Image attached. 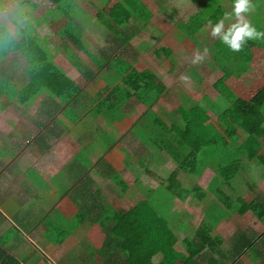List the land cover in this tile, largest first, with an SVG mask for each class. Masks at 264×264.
I'll list each match as a JSON object with an SVG mask.
<instances>
[{
  "label": "crops",
  "instance_id": "1",
  "mask_svg": "<svg viewBox=\"0 0 264 264\" xmlns=\"http://www.w3.org/2000/svg\"><path fill=\"white\" fill-rule=\"evenodd\" d=\"M140 1L148 8L151 16L145 28L130 24L123 28L124 33H121L119 39L111 36L102 26L96 32L92 27L85 28L87 41L92 43L91 39H95L99 45L96 47L92 44L96 51L108 60V66L115 68L100 72L86 57L88 61L84 60L85 65L96 73L93 80L100 77L104 82L101 89L105 86L104 77H117L115 71L121 66L128 67L130 72L152 73L166 87L159 103L152 109H149L143 98L127 96V104H123V108L107 110L97 117L95 122L99 129L115 134L103 152L102 142H99L96 134L90 130L82 131L62 114L57 115L58 101L53 100L48 91L35 95L31 99V106L19 107L13 97L15 91L11 93L9 86L19 88L24 85L26 80L23 69L26 61L17 54L9 56L3 63L4 70H0V84H5L4 90H0V264L125 263L127 260L119 248L114 245L111 248L104 246L105 235L100 225L91 224L88 218L79 216L82 206L94 205L90 194L95 196L96 204L103 205L105 201L108 208L118 211L120 208L113 204L115 200H121L108 183L104 188L97 185L98 178H105L94 167L89 170L84 166L88 164L85 153H89L93 163L104 156L106 162L128 182L126 177L132 176L135 179L133 170L144 165V158H154L158 152L156 150L153 153L152 139L139 136L142 130H150L154 119L160 116L155 110H162L161 113L165 115L163 118L171 127V124L178 121L174 114L178 116L180 113L179 117L182 118L197 108L198 111L202 110L203 99L211 100L208 101L210 109L207 111L211 115V106L219 105L216 99L223 96L215 89L219 82L226 81L221 89L239 97L253 96L262 87L255 89L252 84L257 83L259 78L260 81L264 80V40H249L240 52H233L219 38L211 36L209 21L214 26L225 12H232L234 0H172L171 5L167 0ZM106 4L105 1L104 6ZM252 4L255 10L246 18L257 30L264 31V0H252ZM232 22H235L234 18L225 21L226 28ZM4 28L12 37H16L7 27ZM39 36L43 49L51 59L76 82L81 84L83 79L87 84L74 66L61 55V47L53 43L51 46L48 41L53 40L43 38L41 33ZM142 39L143 44L135 48L134 43ZM66 44L70 46L68 40ZM205 48L208 49L207 57L202 63L194 65L191 62L194 53L199 51L203 54ZM251 50L256 51L260 63L252 59ZM81 55L84 56L82 52ZM81 55L79 57L82 59ZM141 65L146 68L139 70ZM8 70L12 71V78ZM165 75L171 76L173 83L195 84L187 93L184 88L175 92V105L172 103L170 109L169 104L165 103L171 94L168 86L170 82L166 81ZM182 75L190 79L182 81ZM9 80L13 85H9ZM86 91L94 98L107 95L101 90ZM181 99H185L183 105ZM87 104V112H92L96 104L90 100ZM142 109L147 112L135 117ZM118 112L121 114L120 120L114 122L113 114L115 117ZM130 116L134 117L133 123L129 122ZM101 117L102 120H99ZM133 129L138 134L134 135ZM167 168L166 171H169ZM211 169L206 166L202 170L195 184L199 190H210L213 187L215 191L219 177ZM88 178L93 183H87L84 187V181ZM129 187L130 192L133 190L130 183ZM105 194L112 196L107 199ZM142 200L135 203L137 205H130L127 210L140 205ZM210 201V205L215 202L213 197ZM186 209L187 214L190 212L189 216L193 217L195 227L206 225L208 209L203 207L198 212L190 204ZM231 221L232 218L224 219L214 233L225 239L222 229L229 226Z\"/></svg>",
  "mask_w": 264,
  "mask_h": 264
},
{
  "label": "trees",
  "instance_id": "2",
  "mask_svg": "<svg viewBox=\"0 0 264 264\" xmlns=\"http://www.w3.org/2000/svg\"><path fill=\"white\" fill-rule=\"evenodd\" d=\"M14 1L17 2L19 11L23 12L27 19L36 21V25L43 24L33 14L39 9L40 3L35 0ZM43 1L53 5L55 10L63 15L66 24L58 33H61L62 37L55 36L54 41L60 42L61 55L74 66L87 83L93 80L96 73L85 65L84 61L66 44V40L82 52L94 64L96 70L100 72L115 70L114 67L108 66V60L100 55L92 43L85 38L87 32L85 28L88 26L80 27L74 22V15L79 17L80 13L68 0ZM0 4H3L2 0H0ZM107 4L96 17L100 25L108 30L115 39H119L121 33H124L123 28L130 24H137L142 28L148 26L150 12L140 0H116L113 5L107 6ZM28 5H31L32 10L25 12L24 8H27ZM49 12L51 9L48 10ZM21 25L16 24L22 35L19 40L13 39L0 25V70L3 69V63L11 55L18 54L26 61V66L23 69L26 80L24 85L19 87V90L15 86H9L15 87L13 97L19 107L31 106V99L35 95L48 91L50 97L58 101L57 115L62 114L70 122L78 125L82 131L90 130L94 134L92 127L90 128L87 122L85 123L87 119L90 120L91 116H102L105 111L116 110L117 107L121 109L127 104V96L132 98L134 95L143 98L149 109H152L159 103L166 91V87L156 80L154 74H141L134 70L130 72L128 67L121 66L115 71L117 77H104L106 78L105 86L101 91L107 95L95 99L51 59V56L41 45L37 28L31 27L32 29L28 30V28L23 29ZM125 44L126 41H124ZM8 72L12 78V71L8 70ZM225 83L226 81L217 83L215 89L223 96L229 97L231 103L229 101L228 107L211 106L213 113L208 115L207 111L210 109L208 101L211 100L203 99L202 110L198 111L197 108L198 110L186 113L182 118L179 117L180 113L178 116L174 114V118H177L178 121L171 124V127L167 125L163 116H158L154 119V125L150 130H142V133L139 134L141 138L153 135L155 138L151 140L154 143L152 150L153 153L158 151L156 154L158 157L153 154L154 158L152 156L144 158V165L133 170L135 185H139L143 192V200L140 205L127 211H118L108 208L105 201L103 205L96 204L95 196L90 194L89 197L93 200L94 205L82 206L79 216L83 219L88 218L91 224L98 223L100 225L102 233L105 235L104 246L111 248L114 245L115 248H119L122 256L127 260L122 264H133L132 257L139 259L137 264H156L154 258H159L161 264H248L245 260L246 257L253 264H260V262L264 264V243H261L264 241V233L258 235L250 229L241 230L233 236L231 247L227 250L225 249L226 240L222 235L214 233L219 223L224 219L241 220L247 214H251L264 225V192L253 201L247 202L238 190L239 182L244 181L243 173L246 170L264 167V86L259 88L253 96L244 98L238 97L230 91L222 90ZM10 84L12 83L10 82ZM2 87L3 85L0 84V90L3 91ZM142 92L146 96L138 94ZM86 100L94 101L96 104L92 112H87ZM96 100H98L97 103ZM116 104L122 106H116ZM215 129H221V138H218ZM147 133L148 135H146ZM224 137L226 138L225 143L219 144L218 141ZM236 143L239 146L232 153L230 148L236 146ZM218 146H221V150L218 149ZM213 151L214 153H212ZM215 152H219L217 158ZM200 160H203L205 167L210 166L218 174L219 182L215 191L213 187L210 189L214 193L213 199L215 200L210 207L214 206L215 210L221 209L222 212L215 216L206 212L208 222L203 226L204 229L200 227L191 235L182 238L180 244L183 253L179 252V256L173 257L178 251L169 247L163 252L146 226L147 219L154 212L155 207L151 197L154 190H147L144 178L146 176L155 178L160 182L161 189L165 190L166 194H170L172 199H179L186 205L193 195L195 197L200 193L201 197H196L202 199L203 193L205 195L206 193L195 185L192 190L181 187L180 180L176 179L177 172L190 173L191 170H198ZM221 160L223 161L219 162ZM150 161L151 163L164 162V165L165 163L167 165V161H169L174 163L176 168L170 174L168 172L164 179L155 175V167L153 164L150 167ZM87 163L84 166H87L89 170L93 167L97 169L108 181L109 187L118 198H124L127 195L130 190L129 183L106 162L104 156H101L96 163L90 160ZM159 169L162 167L160 166ZM197 176L198 179L200 173ZM174 179L178 184H174ZM262 180H264V176L260 177L258 182ZM90 182L93 183V180L85 179L84 187ZM247 187L254 191L257 190L250 181Z\"/></svg>",
  "mask_w": 264,
  "mask_h": 264
},
{
  "label": "rangeland",
  "instance_id": "3",
  "mask_svg": "<svg viewBox=\"0 0 264 264\" xmlns=\"http://www.w3.org/2000/svg\"><path fill=\"white\" fill-rule=\"evenodd\" d=\"M35 1H37L41 5H40L39 9H37L33 14L36 15L38 17V19L43 23L42 25H36L37 24L36 21L31 20V19H27V17H25L23 15V12L19 11L18 6H17V2L14 0H2L3 4H0V5H4V6H0V25L7 27L11 34H15L16 37H13V39H15V40H19L20 37L22 36L20 33V30H18V27L16 26V24H22L21 27L23 29L28 28V30H31L32 29L31 27H33V29L37 28V31L39 33H41L43 38H46L47 40H50V39L53 40V42L48 41V42H50V44L53 43V44L59 46L60 42L58 40L54 41V39H55L54 37L55 36H58L59 38L62 37V34L61 33L58 34V33L63 28V26L66 24V21H65L63 15H61L59 11H56L54 6L49 4L48 2H45V1L42 2V0H35ZM68 1L80 13L79 17L74 15V22L77 23L80 27L90 26V27H92V30L96 32V30H99V29L101 30V25L98 22L96 16H97L98 12L104 7V2L106 1L110 5H113L116 0H68ZM167 2L170 5L172 4V0H167ZM109 4H107V6ZM50 9H51V12L48 13V10H50ZM24 10H25V12L32 10L31 5H28L27 8H24ZM49 14H50V16H49ZM22 16L24 17V19ZM102 40H103V37H102ZM91 41H92V44H94V46L99 47V45L96 44L98 42H95V39H93V40L91 39ZM143 42H144L143 39L135 42L134 43L135 48L138 49L141 46V44H143ZM99 43H100V41H99ZM53 44H51V46H53ZM70 47L74 50L75 54H77L78 56L81 55V52L77 48H75L73 45L70 44ZM250 53L253 54L252 59L258 61L259 56L257 57L256 51L251 50ZM84 56L81 55L82 60L83 61L86 60V62H87L88 60L86 59V56L85 57ZM144 62L146 63V61H144ZM258 63H260V60L258 61ZM263 64H264V60H263ZM144 68H146V67L142 66V65L138 67L139 70H142ZM168 75H165L164 77H165L166 81L170 82L168 84V86H170L171 94H170V96H168V98L165 99V103L169 104V109H170L172 103H174V105H175L176 97L173 96V95H175V92H177L178 90H181V89L183 90V88H184L185 93H187L191 90L190 88L194 87L195 84L193 82L173 83L174 81H171V79H173V78L171 76H168ZM258 81H257V83L252 84L254 86L253 88L258 89L259 86H264V80L260 81V78H259ZM81 84L82 85L84 84L83 85L84 88L95 92V91L101 90V88L104 85V82H102V79L100 77H96L93 80V82H90L87 84H85L84 80L82 79ZM229 85L230 84H226V86H229ZM4 86H5V84L3 85V88H4ZM14 88L15 87H9V90L11 91V93L14 90ZM17 89L19 90L18 87H17ZM138 94L140 96H142V95L146 96L143 92L138 93ZM95 99H97V98H95ZM216 100L218 101L219 106H222L225 108L229 106V101L231 103V100L229 99L228 96L227 97L221 96V97H218V99H216ZM184 101H185V99L184 100L181 99L180 103L183 105ZM161 111H162L161 109H158V111L155 110L154 112L160 116H165L161 113ZM142 112L145 113V112H147V110L142 109L141 111H139V113L135 117H140L142 115L141 114ZM263 112H264V107H263ZM120 115H121L120 112H118V114H116L115 117L113 114V118H115L114 122L116 119H119ZM32 116H33V114H32ZM130 118H131V121H129V122L133 123L132 120H134V117L130 116ZM89 119L90 120L87 119L85 121V123L87 122V125L89 127L91 125H93L92 127H94V129H92V130H95L94 134H96V136L98 137L99 142H102L101 151L103 152L106 149L107 142H109L111 139H113L115 134H113V133L109 134L108 133L109 131H107L106 129H99L97 122H95L97 119L96 115L91 116ZM99 120H102V117ZM122 123H124V120L122 121ZM141 128H144V127H141ZM215 130H217V129H215ZM132 132L134 135L138 133L137 130H135V129H133ZM146 135H148V133ZM217 136H218V138L222 137L221 129L217 130ZM143 137H145V136H143ZM147 138L153 139L155 137L152 135V136H149ZM147 138H145V139H147ZM225 139L226 138L224 137V139H221V141H218V143L222 145L223 143H225ZM99 146H100V143H99ZM107 146H108V144H107ZM237 146H239V145H237V143H236V146H233V148H230V151L232 153H234V149ZM218 149L221 150V146H218ZM87 150H88V148H87ZM263 152H264V150H263ZM212 153H214V151ZM85 154H86L85 159L87 161L91 160L89 153H85ZM218 154H219V152L216 153V158H217ZM122 156L124 157V154H122ZM155 156L158 157L156 154H155ZM210 157H212V155H210ZM223 160H225V159H223ZM223 160H221L219 162H222ZM152 164L155 167L154 168L155 175H158V177H161L164 179L167 177L168 172L170 174L176 168L175 164L171 163V162H169L167 165L165 163V165H164V162L156 161V163H151V161H150L149 162L150 167ZM204 165L205 164L203 163V160H200L198 163V167H197L198 170H196V169L191 170L190 173H185L182 171L177 172L178 174H177L176 179L180 180L181 187H183L186 190H192L194 185L197 182L198 173L201 174L202 169L205 168ZM160 166L163 168L162 170L161 169L158 170V168H160ZM166 166L171 168V170L169 168H167L169 171H166ZM200 170H201V172H200ZM211 171L213 172L212 169H211ZM216 175H218V174L216 173ZM262 176H264V167L263 166L250 168V169L246 170V172L243 173V177H245V178H244V181L239 182L240 187L238 190L240 191V195L247 202L253 201L256 197L260 196V194L264 192V180L258 182V179ZM146 177L144 178V184L147 185V190L148 189H152V191L154 190L153 191L154 193L151 194V197H152V202H153L154 207H155L154 212L147 219L146 226L148 227L149 232L155 238V241L158 243V245H160L163 252H165L166 249H168L170 247V248H173V250H175L176 252L178 251L177 254H175L173 257L179 256L180 255L179 252L183 253V250H182V247L180 244V241L182 240V238H184L188 235H191L195 230L199 229L200 227L203 228V226L195 227L193 225L194 219L192 216L191 217L189 216L190 212H188V215H187L188 210L186 209V206L191 203L190 204L191 207L194 209H197L198 212L203 210L202 208L204 207L205 210L208 209V212L214 216L217 215L219 212H222V210L221 209L215 210L214 206L210 207V206H212V205H210L211 204L210 199L214 196V194H212L213 192L211 190H204L206 195L203 193L202 199L197 198V197H201L200 193L195 195V197L193 195L192 199H189V201L185 205L179 199H176V198L172 199L170 194H166L165 190L161 189L162 185L160 184V182L156 181L155 178H151L150 176H146ZM126 179L130 183L131 188L133 189L132 190L133 192L130 191L124 198H121V200H115V202H114L115 204H113L114 206L116 205L115 206L116 208H118V209L120 208V210H123V211L127 210L130 205L132 206V205H137L135 203H140V201L142 200V195H143V192H141L139 185H135V179L132 176L126 177ZM103 180L104 179H102V177L98 178L97 185H99V187H101V188H104L105 185H107L106 183H108V181H106V180L103 181ZM249 181H250V183H252L253 187L256 188L257 190L254 191V190L247 187ZM174 184H178L177 180L174 181ZM195 187H196V185H195ZM111 196H112L111 194H109V195L105 194L106 198L107 197L110 198ZM191 200H193V202H191ZM116 203H120V204H116ZM195 203H197V204H195ZM212 209H214V210H212ZM197 222H199V220ZM247 229L253 230L258 235H261L264 233V225L259 223L251 214H247L241 220L233 218L231 223H229V226H226L222 229V234L225 235V240H226L225 249L226 250L230 249L231 244H232L231 239H233L234 235H236L241 230L245 231ZM261 243H264V241ZM245 260L248 264H253L252 261L248 257H246ZM132 261L138 262L139 259H135V257H132ZM154 261L156 264H161V260H159V258H154ZM260 264H262V262H260Z\"/></svg>",
  "mask_w": 264,
  "mask_h": 264
},
{
  "label": "clouds",
  "instance_id": "4",
  "mask_svg": "<svg viewBox=\"0 0 264 264\" xmlns=\"http://www.w3.org/2000/svg\"><path fill=\"white\" fill-rule=\"evenodd\" d=\"M255 10L252 0H234L232 12H225L222 19H220L214 26L209 21L211 27V36L219 38L225 45H227L233 52H240L243 46L249 40H264V31H259L246 18L248 14ZM235 22L230 23L227 28L225 21ZM208 55V49L205 48L203 54L197 51L194 53L192 63H202ZM182 81H188V76L182 75Z\"/></svg>",
  "mask_w": 264,
  "mask_h": 264
}]
</instances>
